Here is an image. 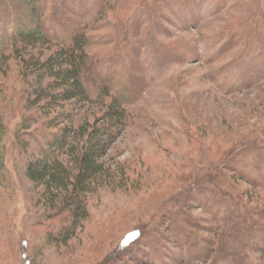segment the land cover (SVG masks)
Listing matches in <instances>:
<instances>
[{
    "label": "rangeland",
    "instance_id": "obj_1",
    "mask_svg": "<svg viewBox=\"0 0 264 264\" xmlns=\"http://www.w3.org/2000/svg\"><path fill=\"white\" fill-rule=\"evenodd\" d=\"M27 2L0 0V53L11 57L0 74V264H263L243 235L264 223V0H37L32 16ZM32 17L48 41L38 52L84 39L91 101L76 122L112 100L129 120L107 159L130 180L115 172L125 186L90 194L67 244L57 235L68 215L26 176L52 131L27 109L12 52ZM249 238L262 247L261 234Z\"/></svg>",
    "mask_w": 264,
    "mask_h": 264
},
{
    "label": "trees",
    "instance_id": "obj_2",
    "mask_svg": "<svg viewBox=\"0 0 264 264\" xmlns=\"http://www.w3.org/2000/svg\"><path fill=\"white\" fill-rule=\"evenodd\" d=\"M27 1L26 6L32 16V3L37 0ZM33 20L36 24L20 33L17 38L19 42L15 41L12 52L21 63V77L27 81V109L42 111L48 120L45 124L44 121L40 124L52 131L45 137L44 145H41L38 153L28 160L26 176L35 187L43 188V194L52 210L68 215L69 222L64 223L57 235V240L67 244L83 229L84 222L90 216L87 205L90 194L104 187L125 186L127 182L119 183L118 178L115 179V172L123 175V180H130L123 167L119 164L114 166L107 159L109 148L127 127L129 120L126 109L118 101L112 100L99 115H94L93 118L85 116L83 122H76L79 109L91 101L87 86L90 64L84 39L78 34L72 36L68 44L58 46L51 53L38 52V47L48 41L44 23L37 18ZM16 43H21V49L17 48ZM10 58V55L0 53V74L8 70ZM104 90L102 87V95L108 93ZM68 105L72 108H66ZM31 119L24 118L21 127L28 129ZM1 134L2 129L0 136ZM21 148L27 149L22 141ZM255 221H252L254 226L249 233L242 234L249 243L245 244L244 253L260 250L264 254V243L262 247H257L256 241L249 238L250 233L253 236L258 233L264 239V223ZM237 232L235 230V234ZM222 233L225 236L224 238L220 234L223 241H234L231 230ZM139 237L140 231L134 230L124 243L127 246ZM241 248L243 249L242 245ZM227 249L228 247H222L221 254H226L229 251ZM139 264L149 263L141 260Z\"/></svg>",
    "mask_w": 264,
    "mask_h": 264
}]
</instances>
